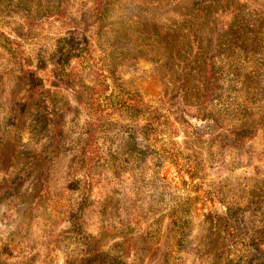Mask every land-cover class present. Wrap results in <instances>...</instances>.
Listing matches in <instances>:
<instances>
[{"label":"rangeland","instance_id":"obj_1","mask_svg":"<svg viewBox=\"0 0 264 264\" xmlns=\"http://www.w3.org/2000/svg\"><path fill=\"white\" fill-rule=\"evenodd\" d=\"M0 34V264H264V0H0ZM75 44L178 133L89 116Z\"/></svg>","mask_w":264,"mask_h":264},{"label":"trees","instance_id":"obj_2","mask_svg":"<svg viewBox=\"0 0 264 264\" xmlns=\"http://www.w3.org/2000/svg\"><path fill=\"white\" fill-rule=\"evenodd\" d=\"M190 29V27H188ZM188 33L191 30H187ZM1 35V34H0ZM3 38L0 40L1 43L9 44V40L4 36H0ZM85 56V57H84ZM69 60L72 58L76 59L75 69H79L80 71L89 70L91 72V76L94 80V85L88 88V103L85 110L88 112L89 116L93 119H100L104 116H109L110 114H136L145 118L147 122V130L150 134L154 135V133H166L169 136H175L178 133V129L176 127V119L173 121L170 119L169 115L161 114V109L159 107L150 106L143 102H138L134 100H128L123 97V95H117L116 102H111L108 111V106H105L102 98V94L107 91V85L105 84V75H103L102 71L97 67L93 57L86 51L82 49L78 45H71L69 47ZM111 96L113 93L111 92ZM101 116V117H100ZM160 128H163L162 130ZM218 218V217H217ZM216 222H220L219 219L215 220ZM255 243H264V227L257 233V237L254 240Z\"/></svg>","mask_w":264,"mask_h":264}]
</instances>
